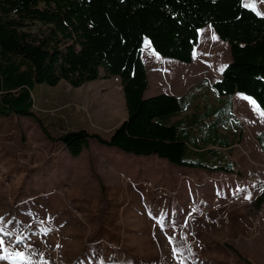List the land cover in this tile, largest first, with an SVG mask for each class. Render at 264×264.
<instances>
[{
  "label": "rangeland",
  "instance_id": "obj_1",
  "mask_svg": "<svg viewBox=\"0 0 264 264\" xmlns=\"http://www.w3.org/2000/svg\"><path fill=\"white\" fill-rule=\"evenodd\" d=\"M242 1L255 3L254 12L264 16V0ZM39 28L34 24L29 31ZM213 36L209 26L200 30L190 64L160 57L145 40L146 95L188 93L183 116L203 103L218 108L222 118L238 114L243 124L230 129L235 173L214 183L197 174L200 181L185 185L178 170L155 156H133L90 139L74 158L48 140L34 120L2 119L0 217L13 221L9 231L21 238L13 247L25 259L0 264H27L32 252L37 255L31 264H264V155L255 128L240 115L246 109L242 97L248 96L224 101L214 91L230 54ZM32 95L35 115L54 137L85 130L108 138L126 117L117 77L79 88L64 81L55 87L35 85ZM198 189L205 204L184 205L182 196ZM44 228L50 229L47 235ZM173 248L180 254L174 257Z\"/></svg>",
  "mask_w": 264,
  "mask_h": 264
},
{
  "label": "trees",
  "instance_id": "obj_2",
  "mask_svg": "<svg viewBox=\"0 0 264 264\" xmlns=\"http://www.w3.org/2000/svg\"><path fill=\"white\" fill-rule=\"evenodd\" d=\"M34 24L42 27L36 33L29 31ZM206 26L230 54L214 91L229 99L243 94L264 111V16L242 0H0V120H34L74 158L92 139L181 168L234 174L232 149L222 150L228 140L218 108L203 103L183 116L188 93L144 97V41L160 57L190 64L198 32ZM110 77L120 82L126 117L108 138L85 130L49 135L34 113L35 85L64 81L79 88Z\"/></svg>",
  "mask_w": 264,
  "mask_h": 264
},
{
  "label": "crops",
  "instance_id": "obj_3",
  "mask_svg": "<svg viewBox=\"0 0 264 264\" xmlns=\"http://www.w3.org/2000/svg\"><path fill=\"white\" fill-rule=\"evenodd\" d=\"M210 27V26H209ZM203 29V28H202ZM212 30V29H211ZM200 32V30H199ZM198 32V34H199ZM218 39V38H217ZM219 40V39H218ZM220 41V40H219ZM221 42V41H220ZM223 44H226L224 42H222ZM195 48V47H194ZM230 60V58H229ZM228 60V61H229ZM228 61L225 63V65H223L220 69V74L222 72V70L226 67ZM191 63H192V60H191ZM218 80H220V75H219V78ZM148 84H149V81H148ZM147 91V90H146ZM146 91L144 93V97L145 98H151L153 96H151V94L149 96L146 95ZM154 93H152L153 95ZM160 94H166V93H163L162 91L158 92L155 94L156 95H160ZM217 94V93H216ZM239 93H236L234 94L233 96H231L230 100L233 101V98ZM218 98H220L221 100H224V101H227L229 99V97H224V96H219L217 94ZM177 98L179 97H182V96H175ZM242 103L243 105L246 107V109H244L240 115H243L246 120L255 128L256 130V143L260 149V151L263 153L264 155V121H262L260 119V117L253 111L252 107L250 106V104L248 103V101L246 99L242 100ZM234 112V110H233ZM234 115L235 117L232 118L231 120L226 116L225 117V122H226V125H225V128L229 131V134H228V131H223L225 128H223L222 132L224 133L225 135V138L227 137V140H228V144L225 145L227 147H224L222 150L224 151H228L230 149H233L235 146L234 144L231 142L230 140V129L231 128H235L236 126H238L240 123L239 121L242 123L243 120L241 119V117L236 114L234 112ZM243 124V123H242ZM237 145V144H236ZM209 148H212V149H219L218 147H212V146H209ZM232 156V155H231ZM229 156V157H231ZM172 165V164H171ZM172 168H174L175 170H178L180 174V177L182 179V182H184L185 185H187L188 181L190 182H195V181H200L201 177L200 175H197V174H201L202 176L206 175L207 177H210L209 178V181L210 183H214V182H219L221 181V179H225L224 176H229V175H233V174H225L223 172H207V171H204V170H201V169H188V168H181V167H177V166H174L172 165L171 166ZM235 169V168H234ZM220 177V178H218ZM186 182V183H185ZM197 189V188H196ZM182 197L186 198L187 200L184 201V205H192L194 207H200L199 205L200 204H205V202H202V195H201V191L198 189L196 191L193 192L192 195L190 194H185L183 195ZM192 200V201H190ZM147 247H149V249H151L150 245L147 244ZM139 250L141 252H143V248H139ZM155 251V249H153ZM148 252H152L151 250H148Z\"/></svg>",
  "mask_w": 264,
  "mask_h": 264
},
{
  "label": "snow or ice",
  "instance_id": "obj_4",
  "mask_svg": "<svg viewBox=\"0 0 264 264\" xmlns=\"http://www.w3.org/2000/svg\"><path fill=\"white\" fill-rule=\"evenodd\" d=\"M246 8H250L252 11H256L255 3H245ZM257 15H260L259 12H256ZM213 39H215V36H213ZM242 99H246L250 106L252 107L253 111L260 117L262 121H264V111L261 110V106L258 105V103L251 98L248 97H242ZM240 189H238L239 191ZM261 191H264V188L261 189ZM245 199H251V195L245 197ZM193 212L196 211V208L192 209ZM164 215L163 213L161 214ZM19 222L17 221L16 224ZM157 223L163 226L164 220L159 219L157 220ZM13 224V221L8 220L5 221L4 217H0V262H10L14 257L19 259H25L23 251H17L16 248L13 247V245L19 244L20 237L15 236V231H9L8 225ZM50 229L44 228L43 234L47 235ZM15 238L13 239V237ZM169 243L171 244L173 242V238L169 237ZM59 247V245H57ZM179 251L176 248H173V256L179 255ZM37 253L32 252L31 255L27 258V264H31V256H35ZM189 256H191V252L189 250ZM43 264H47V261H43ZM178 264H183V261H179Z\"/></svg>",
  "mask_w": 264,
  "mask_h": 264
}]
</instances>
